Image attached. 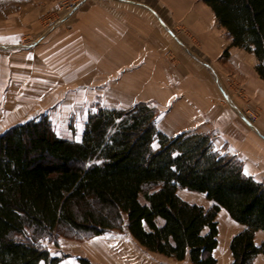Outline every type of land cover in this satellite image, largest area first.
Instances as JSON below:
<instances>
[{"label": "trees", "instance_id": "obj_1", "mask_svg": "<svg viewBox=\"0 0 264 264\" xmlns=\"http://www.w3.org/2000/svg\"><path fill=\"white\" fill-rule=\"evenodd\" d=\"M231 46L256 55L264 80V0H202ZM158 109L98 104L82 139L59 135L42 113L0 134V264H60L46 242L57 236L125 231L147 250L193 264H217V215L224 208L245 229L231 242L232 264L264 253V182L236 155L215 148L211 134L169 136ZM205 194L210 209L179 190ZM81 264H92L79 257Z\"/></svg>", "mask_w": 264, "mask_h": 264}, {"label": "crops", "instance_id": "obj_2", "mask_svg": "<svg viewBox=\"0 0 264 264\" xmlns=\"http://www.w3.org/2000/svg\"><path fill=\"white\" fill-rule=\"evenodd\" d=\"M37 1L0 0V134L23 122L26 112L34 108L41 112V90L56 84L54 68L61 67V72L71 67L79 75H87L91 67L96 83L109 79V88L118 97L119 107H109L128 109L137 102H149L158 108L157 125L163 132L169 136L209 133L217 150L236 155L248 175L264 182V80L257 71L258 59L252 52L231 46L232 39L205 2L82 0L65 17L63 27L49 35L45 50L40 51L39 46L33 51H20L15 48L20 39L29 31H40L39 11L35 13L33 8ZM9 5L20 8L15 16L3 12ZM217 23L224 32L217 29ZM188 48L199 49L200 57L192 56ZM29 60L36 72L32 81L12 80L13 73L22 70ZM42 66L49 68L46 74L40 71ZM79 80L87 82V77ZM231 80L242 84L245 99L234 94ZM7 89L19 90V96L16 93L14 99L9 93L3 94ZM27 89L33 93L25 102L22 91ZM249 106L259 113L252 124L243 115ZM85 124L80 139L75 138L78 141ZM179 194L206 208L214 204L202 193L181 189ZM188 194H202L209 203ZM218 214L219 244L214 256L217 264H232L231 242L245 225L224 208ZM255 241L257 245L264 243V231L256 233ZM141 247L148 254L131 255L127 250L124 255L114 243L112 247L103 244L88 249L87 254L93 264H193L189 258L177 260ZM54 252L61 256L67 251L62 248ZM67 254L60 264H81L80 253ZM254 264H264V253Z\"/></svg>", "mask_w": 264, "mask_h": 264}, {"label": "rangeland", "instance_id": "obj_3", "mask_svg": "<svg viewBox=\"0 0 264 264\" xmlns=\"http://www.w3.org/2000/svg\"><path fill=\"white\" fill-rule=\"evenodd\" d=\"M47 1L49 0H40L37 1L39 3H36L35 5L33 4V8H35L34 12L36 13V10L39 11L38 20L40 23V31L27 32L16 45L15 48H17L18 50L33 51V49H37V47L39 46L41 47L40 51H43L42 49L45 50L46 48L43 47L47 43L49 35L53 33L56 29L63 27L65 17L71 13V6L77 3L79 0H55L56 4L50 0V3L54 4L50 6ZM30 6H32V4H30ZM16 9L20 8L15 7V5H9L7 7H3V12H9L11 15L15 16L17 13ZM4 15L5 14L3 13V16ZM217 29L219 31L224 32L222 28L218 26V23ZM226 35L228 36L227 31ZM41 37H43L42 40ZM37 39L40 40L38 41ZM197 50L189 49L188 52L192 56L198 58L200 57L199 54L201 53L199 49ZM33 68L34 67L31 65L29 60V62L24 65V68L22 70L19 69L18 71L13 73L12 80H17L16 82H31L33 77L36 75V72H33ZM60 68L61 67L57 66L53 69H56L55 72H57L55 75V86H51L49 89L46 90H41L42 95L40 101L44 103L43 107L40 108L41 112H39L40 110H36L34 108L26 112V114L23 115L22 118L24 121H26L42 113H47L50 116L53 125L59 135L80 139L81 128L85 124L89 112L94 110L98 104L106 105L108 107H119V100L118 97L113 95L112 91L109 88V79L106 78L104 83H96L95 73L93 72L91 67L88 69L89 71L87 75H79L78 73H76L75 68L71 67L65 68L70 72L65 70L60 72ZM48 70L49 68L47 66H42V68H40V71L45 72L44 74H46ZM104 75L105 77L110 76L108 74ZM83 77H87V82L79 80L80 78L83 79ZM231 86L233 87V91L236 96L242 97L243 99L246 98V91L239 81L231 80ZM5 93H9L15 99L17 97L16 93L19 96L20 92L19 90L10 91V89H7L3 91V94ZM22 93V97L25 102H28L32 99L33 92L30 89L23 90ZM255 108L249 106L243 114H245L246 112H251L252 114H257L256 116L258 117L259 113ZM181 193L186 194L187 192L182 191ZM190 195H193L195 199L201 201H205L206 199L205 196L202 194H188L186 196ZM205 203L209 202L205 201ZM212 206L213 205L209 203V208L207 209H210ZM66 234H68V236L64 234L57 236V244L54 242H46L52 253L55 254V249L57 250L63 248L67 252L62 253V255L69 256V254H67L68 252L76 251L80 253V257L88 258V249H94L99 245L102 246L103 244H106L108 246L110 245L112 247V244L114 243V246H116V250L120 253L123 252L124 255H126L127 250H129V253L131 255L136 254L138 252L142 253V255H146L145 253L148 254V252L145 251L138 243H136L132 236H130L125 231L116 230L99 236L87 237H75L73 236V234H69L67 232ZM117 251L114 252L117 253ZM84 253L87 255H85ZM98 257L99 260L102 258L101 256ZM88 259L91 261L90 258Z\"/></svg>", "mask_w": 264, "mask_h": 264}, {"label": "built area", "instance_id": "obj_4", "mask_svg": "<svg viewBox=\"0 0 264 264\" xmlns=\"http://www.w3.org/2000/svg\"><path fill=\"white\" fill-rule=\"evenodd\" d=\"M82 0H79L77 3H75L74 5L71 6L70 12H73L77 9L78 5L80 4ZM249 123H253L256 119H257V114H252L251 112H246L245 114H243Z\"/></svg>", "mask_w": 264, "mask_h": 264}]
</instances>
